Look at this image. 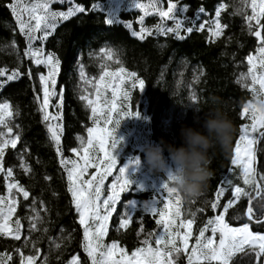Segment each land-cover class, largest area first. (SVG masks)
<instances>
[{"label": "trees", "instance_id": "16d2710c", "mask_svg": "<svg viewBox=\"0 0 264 264\" xmlns=\"http://www.w3.org/2000/svg\"><path fill=\"white\" fill-rule=\"evenodd\" d=\"M60 1L63 4H58ZM132 1L149 3V0L125 1L126 4L116 13L114 23L108 24V0H53L50 5L52 12H67L76 4L85 7L86 11L77 13L68 20L58 18L55 30H46L51 33L46 40L32 41L33 49H42L45 57L50 53L54 54L60 61L59 71L55 76L56 95L50 98L47 109L52 116L59 115V119L44 121L40 111L43 101L40 76H47L48 66L37 65L25 55L29 41L21 33L8 6L12 0H0V70L4 72L0 76V85H3L0 87V103H9L13 113L11 117L5 118L13 132L8 134L4 125H0V132L5 133L4 138H13L16 135L20 137L15 149H6L4 167L12 168L14 180L30 193L27 200L22 195H16L17 206L12 220H21V239L0 235V253L12 255L8 264H20L21 258L16 249H20L26 256L35 255V250L39 249L40 259L37 264H44L45 258L47 264H68L73 256H79L81 264H91L82 246L84 230L68 191L67 171L60 163L62 157L51 139L48 125L60 126L58 132L63 158L79 160L72 149L78 150L81 138L85 141L88 128H94L97 124L104 125L103 117L98 123L94 122L91 107L80 97L88 95L90 99H95L94 84L104 68L116 71L119 67H124L128 72H135L139 79L144 80L145 88L140 91L138 86L132 87L131 80H126L124 85H119V89H116L117 110L122 112L130 104L132 110L140 114L138 117L121 120L119 126L122 156L129 160L138 159L139 164L137 171L126 173L132 183L124 196L131 203H118L116 213L110 218L103 243L117 241L129 254L137 247H142L141 242L145 238L151 240L153 247L156 246L155 237H149V234L162 232V227L156 224L159 217L153 215L150 208L154 202L158 209L163 208L165 194L160 193L154 184L160 189L159 182L162 184L167 177L163 172L149 169L144 162V146L164 141L179 147L182 143L180 129L189 126L202 130L204 114L213 106L212 99L217 101L215 106L232 120L235 132L228 152H224L219 146L210 150L211 176L198 198L191 201L182 198V218H192L190 213L195 214L192 228L195 237L208 219L220 214L222 206L233 198V186L244 187L255 196V185H244L240 178L241 170L231 164L240 126L246 121L241 118L240 113L243 105L252 101L254 95L249 88L244 87V83L249 84V80L238 82L240 74L247 73L246 57L255 53L257 47L256 38L249 33L244 19L245 14L249 15L250 8L246 9V13L236 14L238 9L244 7L241 0H173L178 2V7L188 6L186 12L176 13V18L183 20L180 35L184 39H177L172 33L158 32L157 25L163 28L174 27L176 21L162 20L158 15L152 14L144 17L143 24V27L152 30V35L140 40L133 32L140 30L142 25L139 18L144 13L135 8ZM39 2L42 0H23V4L29 8L33 3ZM166 2L167 0H161V6L165 7ZM219 4L226 5L221 12L220 22L227 27L217 39L211 37L209 29L213 27ZM200 7L205 8L204 13L199 12ZM24 19L28 20L27 13L24 14ZM205 21L207 23L204 30H197L199 24ZM41 27L42 30L35 33L37 37L44 35L43 25ZM188 27H193V32L187 33ZM109 51L112 53L111 60L106 56ZM16 70L22 75L18 79L8 80V76ZM81 71L85 74L83 78ZM115 79L106 78L108 81ZM125 90L130 94L128 100L123 99ZM193 92L197 95L196 101L190 99ZM112 102V89L109 88L106 92L102 89L101 107L106 111ZM115 118L114 114L113 119ZM142 135L141 141L136 140V137ZM125 137L127 140L124 142ZM258 148L256 168L259 175H264V141H261ZM96 154L99 155L98 152ZM168 155L165 149L164 156L167 158ZM22 163H26L31 171L26 173L21 167ZM94 170L90 168L85 179ZM142 174L149 176L152 181L142 177ZM259 175L257 180L264 188V181L259 180ZM228 181H231V186ZM8 182L5 174L0 173V197H8ZM108 182L109 177L105 179L101 198H106L110 193L105 190ZM221 186L226 190L220 199L221 207L214 212L210 204L215 201L216 192ZM263 198L264 194H261L252 200V207L258 218L264 215ZM248 203V198L242 197L229 209L225 219L231 226L249 222L244 215ZM128 207L132 220L126 229L118 230L120 218ZM33 209L39 212L40 217L37 230L34 231L30 229ZM200 209L203 211H199ZM251 228L264 233V223L252 222ZM209 234L210 230L206 232V237ZM193 237L190 242L195 239ZM57 244L60 245L59 248L56 247ZM176 264H187L186 255L181 253ZM231 264L255 262L254 258L239 253Z\"/></svg>", "mask_w": 264, "mask_h": 264}, {"label": "snow or ice", "instance_id": "6c2138e0", "mask_svg": "<svg viewBox=\"0 0 264 264\" xmlns=\"http://www.w3.org/2000/svg\"><path fill=\"white\" fill-rule=\"evenodd\" d=\"M53 0H42L39 3H33L29 8L23 4V0H12L8 5L16 22L19 25L21 33L25 34L29 41V48L25 52L33 62L37 65L45 64L48 66L47 76H40V83L43 88V101L40 105V111L43 113L44 121L50 119H59V115L52 116L48 111L50 106V98L56 95L55 76L59 71L60 61L54 54L44 56L42 49H33L32 41L36 39L46 40L51 34L47 29L55 30L57 19L68 20L77 13H84L86 8L76 4L69 8L67 12H52L50 5ZM244 5L242 9H238L236 14L246 13L247 8H251V14H245L244 19L247 24L249 33L257 40L258 46L255 53H250L247 57V73H241L238 82L247 81L249 78L251 84L244 83V87L254 94L253 100L243 105L240 116L248 122L241 124L239 129V138L235 142L231 164L241 170L240 178L246 186H253V191L259 196L264 192L257 180L259 175L257 172V152L261 141H264V107L257 103L264 102V0H241ZM135 8L143 11L144 15L140 16L139 23L142 25L138 32H133V35L140 40H144L146 36L152 35V30L143 27L144 17L152 14L158 15L162 20H175V26L163 28L157 25V31L162 34H175L177 39H184L180 35V29L183 26V20L176 18V13L186 12L188 6L178 7V2L167 0V6H161V0H149L146 5L136 2L133 5ZM226 8V5L219 4L215 11V20L213 27L209 29L211 37L220 38L223 35L227 25L220 22L221 12ZM151 9V11H150ZM200 13L205 12L204 7L199 8ZM27 13L28 20L24 19V14ZM42 13V14H41ZM35 21V24H32ZM106 23L113 24L114 19L108 18ZM206 21L199 24L197 30L203 31ZM44 30V35L37 37L36 32ZM131 27V25H129ZM193 27L186 29L187 33L193 32ZM109 60L112 59V53H106ZM118 62V61H117ZM259 69V71H258ZM4 72L0 70V76ZM22 75L19 70L14 71L8 80L18 79ZM30 75V73H29ZM81 71V77H84ZM106 78L118 79L119 85H124L126 80H131L132 87H139L140 91L145 88V82L137 77L135 72H128L124 67H119L116 71H109L104 68L99 79L95 82V99H90L88 95H82L81 100L87 101L91 107L94 122L98 123L101 117L104 118L105 125H114L112 128L97 129L88 128V139L84 141L81 138V151L72 149V152L79 157V160L64 159L63 153L60 150V134L59 125H48V131L51 134V139L55 142L56 149L61 155L60 163L67 171V179L69 183L68 191L72 196V203L75 206L76 212L79 214V223L83 226V249L90 259L91 264H176V260L183 253L187 257V264H231L233 258L243 253L244 256L254 258L255 264H264V233L253 231L251 223H264V219L258 218L255 215L252 207L254 197L251 192L246 191L244 187L239 185L232 187V199H229L222 206V212L208 219L204 227L199 230L195 237V243L190 247V240L193 237V224L195 223V214L190 213L192 218H182V197L178 191L170 186L171 177L164 181L160 187V193L165 194L163 199V208L158 209L155 206L150 208L153 215H158L156 224L162 227V232L150 233L149 237H155V247L149 238H145L141 243L142 247H137L130 254L124 247H121L117 241H112L110 244L103 243L104 237L108 233L109 221L113 213L117 211V205L121 201V195L130 190L131 181L126 174L125 167H119V175L115 182L110 186V194L106 199L101 201V191L105 183V179L113 174V170L117 166V160L113 155V150L121 143L116 137V130L119 128L121 120L133 116H139L138 111H133L132 106L126 105V110L119 112L115 103L117 94L116 80L108 81ZM198 80V77L196 78ZM257 85L259 86L257 88ZM3 85H0L2 87ZM109 88L112 89L113 102L111 106L105 109L101 107L102 89L106 92ZM130 94L128 91H123V99L128 100ZM192 101L197 100L195 92L190 96ZM60 103H63V96H60ZM107 103V101H105ZM119 118L113 119V115ZM13 115L11 105L7 102L0 103V125L7 127V133L11 134L13 128L9 127L6 122V117ZM103 131L104 135L100 136L97 133ZM5 133L0 132V173L5 174V179L8 180L7 190L8 197H0V235L11 237L15 240L21 239V230L23 225L19 218L12 220L16 212L17 199L16 195H22L25 200L30 196L28 190L14 180L12 168L5 169L4 157L5 151L9 147L15 149L20 139L19 135L13 138H4ZM94 141L96 143H94ZM103 153V156L96 154V148ZM82 161V162H81ZM134 163L139 164L137 159ZM71 165V167H68ZM21 167L24 171L30 172L31 169L26 163H22ZM90 168L96 169V172L90 174V178L85 179ZM259 180L264 181V175H259ZM231 186V181H228ZM15 190V193L14 191ZM225 187L221 186L216 192L215 201L211 202L210 207L215 212L221 207L220 199L224 195ZM242 197L248 198V206L244 215L249 222L243 223L241 226L233 227L225 219L229 209L233 208ZM34 216L30 219V229L37 230V221L40 219L39 212L35 209ZM199 211H203L200 209ZM132 220V215L125 211L119 221V229H126ZM11 222V223H10ZM183 230V231H181ZM210 235L206 237V232ZM140 231H143L141 227ZM217 234L218 238H217ZM60 247L59 244L56 245ZM20 256V264H37L40 259V250L36 249L35 255H24L20 249L15 250ZM12 260L10 253H0V264H8ZM44 264H47L46 258ZM70 264H81L79 256H73Z\"/></svg>", "mask_w": 264, "mask_h": 264}, {"label": "clouds", "instance_id": "9594fccd", "mask_svg": "<svg viewBox=\"0 0 264 264\" xmlns=\"http://www.w3.org/2000/svg\"><path fill=\"white\" fill-rule=\"evenodd\" d=\"M212 107L204 114L202 130L183 126L180 129L182 143L179 147L160 143L144 146V162L150 170L163 172L170 185L185 201L196 199L202 193L211 176L210 150L219 146L224 152L230 150L235 126L232 120L211 100ZM264 107V102H257ZM165 149L168 157L164 156Z\"/></svg>", "mask_w": 264, "mask_h": 264}, {"label": "rangeland", "instance_id": "374dc122", "mask_svg": "<svg viewBox=\"0 0 264 264\" xmlns=\"http://www.w3.org/2000/svg\"><path fill=\"white\" fill-rule=\"evenodd\" d=\"M125 1H127V0H108V2H107V5H106V11H107V13L110 15V17H112L113 19H115V17H116V13L118 12V10L120 9V7L121 6H123L124 4H126V2ZM132 3H135V2H133L132 1ZM58 4H63V1H60V2H58ZM144 4H148V2H145ZM132 5V4H131ZM134 5V4H133ZM166 6H167V2H166ZM166 6H165V8H166ZM250 8V7H249ZM251 14V8H250V12H249V15ZM254 54V53H253ZM258 71H259V69H258ZM116 80V85H117V89H119V82H118V79H115ZM249 80V85L251 84V80H250V78L248 79ZM132 85V84H131ZM259 86L257 85V88H258ZM261 99H264V97H261ZM252 102L253 103H255V101L254 100H252ZM117 118H119L118 116H116V118L115 119H117ZM245 122H248L247 120L245 121ZM112 127H114V125H105V123H104V125H99V124H97V126L96 127H94V128H97V129H105V128H112ZM98 135H100V136H103L104 135V132L103 131H99L98 133H97ZM116 137H117V139L118 140H120V129L118 128L117 130H116ZM129 134H132L131 132H129ZM128 134V135H129ZM143 137V135L142 136H138V137H136V140H139V141H141V138ZM87 139H88V137L85 139V141H87ZM127 140V137H125L124 139H123V141L125 142ZM134 140V139H133ZM121 142H122V140H120ZM135 141V140H134ZM94 143H96L95 141H94ZM121 143L117 146V148L116 149H114L113 150V155L115 156V158H116V160H117V166H116V168L113 170V174L111 175V176H108L109 177V182L107 183V188L105 189L106 190V192H108V191H110V186H111V184L113 183V182H115V180H116V177L119 175V172H118V169H119V167H125L126 168V173L127 172H135V171H137L138 170V164H136V163H134V161H136V159H134V160H129V159H127L126 157H123L122 156V153H121ZM139 146H138V150H139ZM78 151H81V154H82V149H81V144L79 145V148H78ZM96 152H98L99 153V156H103V153H100L99 151H98V145H97V148H96ZM82 162V161H81ZM94 172H96V169L92 172V173H94ZM87 176L89 175V172H88V174H86ZM142 177H144V178H148L150 181H152V179L149 177V176H146V175H144V174H142L141 175ZM90 178V177H89ZM151 183H153V182H151ZM160 183V185H162L161 184V182H159ZM154 186L155 187H157V189L160 191V189L158 188V186L156 185V184H154ZM110 194V193H109ZM108 194V195H109ZM261 194L263 195L264 194V192H261ZM260 194V195H261ZM107 195V196H108ZM255 197L256 198H258L259 196H256V192H255ZM107 198V197H106ZM105 197H103V198H101V201L103 200V199H106ZM133 198V197H132ZM131 199V198H130ZM129 200H127V198L124 196V193L121 195V201H120V203L122 204V205H124V204H127V202H128ZM131 202H128V204H130ZM246 210V209H245ZM127 212H129V207L127 208V210H126ZM245 213V212H244ZM246 217V216H245ZM254 223V222H253ZM239 226H241V225H239ZM233 227H238V226H233ZM181 231H183V230H181ZM211 234V233H210ZM209 234V235H210ZM208 235V236H209ZM218 235L219 234H217V238H218ZM196 237V236H195ZM195 237H193V239L195 238ZM190 243V247H191V245L192 244H194L195 243V239L192 241V242H189ZM72 259V258H71ZM71 259L69 260V261H71ZM212 263H214V262H212ZM68 264H70V262L68 263Z\"/></svg>", "mask_w": 264, "mask_h": 264}, {"label": "flooded vegetation", "instance_id": "af4514ba", "mask_svg": "<svg viewBox=\"0 0 264 264\" xmlns=\"http://www.w3.org/2000/svg\"><path fill=\"white\" fill-rule=\"evenodd\" d=\"M256 44H257V40H256ZM257 46H258V44H257ZM257 165V164H256ZM257 196V195H256ZM254 198H255V196H253ZM264 199V198H263ZM264 201V200H263ZM263 212H264V207H263ZM261 219H264V215L262 216V218Z\"/></svg>", "mask_w": 264, "mask_h": 264}, {"label": "water", "instance_id": "95a60500", "mask_svg": "<svg viewBox=\"0 0 264 264\" xmlns=\"http://www.w3.org/2000/svg\"><path fill=\"white\" fill-rule=\"evenodd\" d=\"M255 223V222H254Z\"/></svg>", "mask_w": 264, "mask_h": 264}]
</instances>
